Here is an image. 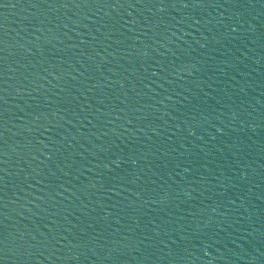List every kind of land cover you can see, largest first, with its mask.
Listing matches in <instances>:
<instances>
[{
    "label": "water",
    "instance_id": "obj_1",
    "mask_svg": "<svg viewBox=\"0 0 264 264\" xmlns=\"http://www.w3.org/2000/svg\"><path fill=\"white\" fill-rule=\"evenodd\" d=\"M0 264H264V0H0Z\"/></svg>",
    "mask_w": 264,
    "mask_h": 264
}]
</instances>
